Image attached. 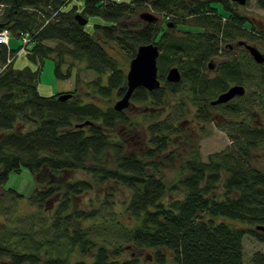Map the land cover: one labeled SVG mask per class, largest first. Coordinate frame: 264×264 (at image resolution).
Segmentation results:
<instances>
[{
    "label": "trees",
    "instance_id": "16d2710c",
    "mask_svg": "<svg viewBox=\"0 0 264 264\" xmlns=\"http://www.w3.org/2000/svg\"><path fill=\"white\" fill-rule=\"evenodd\" d=\"M70 1L0 0V30L30 33L26 52L36 64L35 69L14 68L16 51L0 44V187L23 168L37 184L28 198L35 212L25 228L6 216L0 220V264H243V237L250 234L264 243V231L257 228L264 225V171L253 166V152L264 147V125L244 118L224 123L231 144L203 160L192 134L182 137L189 144L186 154L176 150L179 141L171 120L170 99L177 94L186 105L199 107L197 115L209 122L203 108L210 100L229 81L240 82V74L246 81L237 59L220 63L214 78L204 72L218 50L213 32L220 29L222 17L211 6L215 0H86L80 12L77 5L65 10ZM217 1L231 10L228 0ZM257 3L264 8V0ZM136 9L172 19L175 30L157 21L129 19ZM234 13L229 36L232 25L236 33L239 21L246 19ZM76 14L87 22L90 16L101 21L88 32ZM150 42L160 50L161 86L134 91L131 100L144 111L131 117L129 107L116 111L111 103L127 90V63L141 44ZM48 58L54 60L58 79H68L77 62H85L99 76L88 82L91 90L84 97L79 88L42 95L38 82ZM174 66L183 73L179 83L165 78ZM259 71L264 92V67ZM62 93L71 97L58 99ZM229 108L241 116L249 106ZM86 121L90 123L77 127ZM136 128L143 139L139 151L130 150L126 142ZM177 164L181 175L168 186L161 171ZM79 171L91 179L79 177ZM92 180L99 187L110 185L102 200L88 197L95 189ZM114 184L128 192L120 213L111 200ZM8 188L13 200L22 197ZM170 190L184 197L167 202ZM120 214L134 222L128 228L119 219L110 221L121 226L126 246L92 237L93 230L106 229L105 215ZM132 244L152 252L143 260L131 251ZM129 250L130 256L122 258ZM252 262L264 264V253L256 252Z\"/></svg>",
    "mask_w": 264,
    "mask_h": 264
},
{
    "label": "rangeland",
    "instance_id": "374dc122",
    "mask_svg": "<svg viewBox=\"0 0 264 264\" xmlns=\"http://www.w3.org/2000/svg\"><path fill=\"white\" fill-rule=\"evenodd\" d=\"M118 3L122 2H128L130 0H114ZM86 0H72L69 2V4L65 7V10L72 9L75 5L78 6V11L80 12L83 6L85 5ZM214 7H217L218 13L222 16L228 15L222 7L218 4H213ZM133 15L130 16L129 19H139L140 13L143 11L141 9L133 10ZM238 11L240 13L246 14V15H252L257 20L256 22L264 23V9L260 8L258 4L256 3V0H250L247 5H244L243 8H239ZM159 21L160 23L161 16L159 14ZM226 18V17H225ZM224 18V19H225ZM101 21V18L98 16H90L89 22L85 24V29L88 32H93V25L95 22ZM12 39V45L15 47V49L20 48L23 45V41L20 37L17 36L16 33L11 31L10 35ZM257 47L264 52V39H256ZM52 44H55V42H51ZM17 53V57L14 61V68L22 70L26 67H30L32 69L36 68V64L29 58L27 55L26 49L24 47L21 48ZM245 59L244 60V71H245V77L246 81L245 85L247 86L248 92L247 95L243 96L242 104L248 105L249 108H247V111L245 109V113H243L241 116L245 119V121L250 122L254 125H264V103L261 102L264 99V92L260 89V67H256L253 65L248 57H246L245 51L243 53ZM241 55L239 58L242 59ZM223 57L215 58V62H218L219 59H222ZM4 63H0V71L3 68ZM129 64V63H127ZM54 60L52 58H48L44 61L43 69L39 78L38 82V90L42 95L50 96L58 91H64L68 92L71 90H75L77 88L80 89L81 95L84 97V94H86L91 89L88 86V82L96 79L99 75L89 69L86 68L85 62H77L74 64L72 69V75L68 79H58L54 74ZM129 68V65H128ZM63 69V68H62ZM65 71V70H63ZM128 71V70H127ZM209 76H214V71L209 70L208 71ZM78 77H79V83H78ZM103 78V76H102ZM184 96L179 93L175 97H172L170 99V102L174 106V113L171 115V120L173 121V124L176 126L178 122H182L184 119H192L195 118L194 110H189L187 108L190 107V105H186L184 102ZM85 99L87 100V97L85 96ZM116 101V98L112 101L111 105H113ZM237 101L240 102L238 99ZM241 104V105H242ZM144 111L142 106L139 104H136L135 102H132L128 109H126V113L129 116H133L136 113H141ZM211 113L213 115L211 121L207 122L206 128L200 130L196 127L195 124L190 122L189 124H184L185 126V132L184 134H190L192 129H195L196 132H199V134L196 136L197 139L195 140V143L199 144L200 147V153L203 160H207L208 156L211 153H214L216 151H220L231 144V140L225 130H223V124L225 123L222 119V116H225L229 114L230 112L227 111V108L224 109H214L211 108ZM164 114V113H163ZM162 117L165 116V114ZM235 119V117L233 118ZM196 121L198 119H195ZM188 126V127H187ZM123 130L126 128L123 127ZM129 133H132L133 135L126 140L128 144V148L130 150L139 151L143 147L142 143V134L140 130L134 129L131 130ZM177 140V137H176ZM179 140H183L181 143H177L176 150L178 152H183L186 154L187 148L189 144L184 143V138H179ZM254 160H253V166L261 171H264V147L258 148L253 152ZM180 164H177L173 168H165L161 171V176L163 177L164 181L168 186H172L175 183H177V180L179 179L181 175V169ZM77 175L82 178H90L89 175L79 171L77 172ZM95 183V189L88 194V197H93L98 200H102L107 194V190L110 188H107L106 186L99 187L97 183L92 180ZM9 186L14 187L20 193L22 194V197L16 198L15 200L12 199L14 194H11L8 192ZM113 188L112 195L113 197L111 200L116 201V205L114 206V210L120 213L122 211V202L123 200L128 199V192H126L120 185H111ZM35 187H37V184L34 180V176L32 173L27 169L23 168L19 172H12L9 176V180L7 184L3 187H0V214H3L0 216V220H4V216L9 217L10 220L13 221L14 225H17L19 227L25 228L26 225H28L29 222L32 221V213H34L35 209L32 207L28 201V198L34 194ZM184 197V193L179 190H170L166 195L167 202L175 199H179ZM112 218L119 219L123 221V223L129 228L134 225V222L130 220V217H126L123 214L120 215H105L102 220L107 221V227L104 231L96 232L92 231V237L100 240L105 239L108 242H110L112 245H123L126 246L128 244L127 238L120 234L119 231L121 230V226L119 224L113 223L114 221L110 222ZM98 222H101V220H97ZM38 223V219L35 221ZM92 223V221H91ZM109 223V224H108ZM112 223V224H110ZM101 228L102 226H95L96 228ZM131 251L137 253L141 259H145L148 257L147 255L152 252V250H146V249H137L133 244L131 246ZM131 251L123 252L122 258H127L130 256ZM256 252H262L264 253V243L258 241L254 237H252L250 234H246L243 237V264H253L252 257Z\"/></svg>",
    "mask_w": 264,
    "mask_h": 264
},
{
    "label": "flooded vegetation",
    "instance_id": "af4514ba",
    "mask_svg": "<svg viewBox=\"0 0 264 264\" xmlns=\"http://www.w3.org/2000/svg\"><path fill=\"white\" fill-rule=\"evenodd\" d=\"M228 1L230 3L231 10H226L224 8V6H223L221 1L215 0L213 2V4L220 5L222 7V9L226 13H228V15H226V16H222L220 14V12L219 13L217 12V7H214L213 4L211 5L214 9H216V13L218 15H220L222 17V19H221V27H220V29L216 28L217 31L213 32L214 36L216 37L213 40L218 42V44L216 45L218 50H217L215 55H213L212 57H210L208 59V61H207L208 65H207V68L204 71L209 78H214V77L217 76L216 75V71L218 70L220 63H223V62L228 63L230 60L236 61V59H237L238 62H240V65H241V72H243L244 71V68H243L244 60L243 59H245V57L243 55L244 51H245L246 57H248L250 59V61H251V63L253 65H255L256 67H260V66L264 67V63H257L255 61V59L251 55L249 49L247 48L248 46H254L262 54H264V52L257 47V42H256V39H264V23L263 22L258 23V22H256L257 20L254 18V16H252V15L249 16V15L240 13L238 11L239 8H243L244 5H247L250 0H247L244 5H241L238 2L233 1V0H228ZM256 3H257V0H256ZM260 8H262V7H260ZM262 9H264V8H262ZM234 12H236L239 16L240 15L241 16L245 15L246 19H245V21L243 20L242 22H241V20L239 21L240 30H238V28H237L236 33L233 31L234 30V24H233L232 25L233 28L230 31V33H229L230 36H229L227 30L229 29V25L232 24V20L230 19V14H233V16H235ZM152 14L157 16V19L155 21L158 22L159 18H160L159 14H157L155 12L152 13ZM160 16L163 17V15H161V14H160ZM141 20L144 21V22H149V21H145L144 19H141ZM172 21H173L172 19H161L160 23L161 24L165 23V24H167V26L169 28H171L172 30H175V28H174L175 23H173ZM206 31L209 32V28H207ZM179 34H180V32H179ZM241 55H243L241 57L242 59L239 58ZM218 57H223V58L219 59L218 62H215L214 61L215 58H218ZM176 67H178V66H176ZM178 69L181 72V80H182V78H183L182 70L179 67H178ZM209 70H211V71L213 70L214 71V76L211 77V76L208 75V71ZM242 74H240V82H239V80H231V81H229V86H228V88L225 91H227L232 86L242 85L245 88V94L244 95H236L235 97H233L232 99H230L228 102H225V103L212 104L211 102L213 100H215L220 93L225 92V91H222V92L218 93L212 100H210L209 106H207V108H203L204 112L207 113V115L209 117V120H211L212 117H213V115L211 113V108H214V109L227 108V111L230 112L229 113L230 115L227 114L225 116H222V118H223L222 120L225 123L232 121V119L234 117H235V120H237V121L241 120L242 116H239V115L236 116L237 113L234 110H231L232 108H229V105L231 104V106L239 107L242 104L243 96L247 95L248 89H247V86L245 85V82L248 81V80H246V81L244 80L242 82ZM166 75H167V73H166ZM166 75H165V78H166ZM180 81H178L176 83H179ZM238 99L240 100V102L237 101ZM188 109L189 110H194L195 118H192L191 120L190 119H184L182 122H178L177 125L175 126L174 132H173V136L177 137V141H179L180 143L182 142V140H179V138L183 137L185 135L184 133H186L184 124H189L190 122H192L200 130L206 128V124H207V122L202 121L199 118V115H197L198 112H199V107L194 105V106H190ZM195 119H198V120L196 121ZM190 134H192V136H194V139H197L196 136L199 134V132H196L195 129H192ZM177 146L178 145H176L175 147L177 148Z\"/></svg>",
    "mask_w": 264,
    "mask_h": 264
},
{
    "label": "water",
    "instance_id": "95a60500",
    "mask_svg": "<svg viewBox=\"0 0 264 264\" xmlns=\"http://www.w3.org/2000/svg\"><path fill=\"white\" fill-rule=\"evenodd\" d=\"M238 2L241 5H244L247 0H233ZM139 17L145 21H155L157 19L156 15H153L149 12L140 13ZM76 19L81 25L87 23V19L81 14H76ZM257 63H264V54H262L256 47L248 46L247 47ZM159 47L153 42L141 44L136 52V55L131 59L129 63V68L126 73L127 80V90L123 96L118 99L114 106L116 111H122L129 107L131 103V98L134 91L143 87L148 91H152L161 86V81L158 75V66L157 59L159 57ZM166 80L172 83H176L181 80V72L178 67H171L166 75ZM245 88L242 85H235L229 88L227 91L220 93L212 104H221L228 102L230 99L236 95H244ZM71 97V93H62L58 96L60 100H67ZM90 121L85 123H80L77 127H83L86 124H89ZM258 229L264 231V225L257 226Z\"/></svg>",
    "mask_w": 264,
    "mask_h": 264
},
{
    "label": "built area",
    "instance_id": "2783aa9c",
    "mask_svg": "<svg viewBox=\"0 0 264 264\" xmlns=\"http://www.w3.org/2000/svg\"><path fill=\"white\" fill-rule=\"evenodd\" d=\"M11 35V30L8 29V28H3L0 30V44H6L8 45L9 44V41L11 39L10 37ZM18 37H20L23 41V45L20 47H24L26 50H27V46L29 44V42L31 41L32 37L30 35V33H23L21 32L19 35H17ZM8 61H11V60H8Z\"/></svg>",
    "mask_w": 264,
    "mask_h": 264
},
{
    "label": "crops",
    "instance_id": "0c3cea01",
    "mask_svg": "<svg viewBox=\"0 0 264 264\" xmlns=\"http://www.w3.org/2000/svg\"><path fill=\"white\" fill-rule=\"evenodd\" d=\"M7 46H8L9 49H11V50H15V51H16L14 58H12V60H13V64H14V61H15V59H16V57H17V53H18L20 50H22V49H21V48L15 49V47L12 45V39H10L9 44H8ZM58 92H64V91H58ZM58 92H55L54 94H56V93H58Z\"/></svg>",
    "mask_w": 264,
    "mask_h": 264
}]
</instances>
